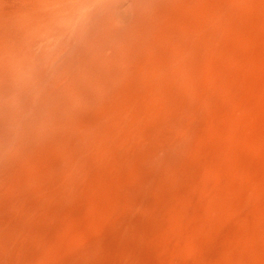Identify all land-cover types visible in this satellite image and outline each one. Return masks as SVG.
Returning a JSON list of instances; mask_svg holds the SVG:
<instances>
[{
	"label": "bare ground",
	"instance_id": "6f19581e",
	"mask_svg": "<svg viewBox=\"0 0 264 264\" xmlns=\"http://www.w3.org/2000/svg\"><path fill=\"white\" fill-rule=\"evenodd\" d=\"M0 264H264V0H0Z\"/></svg>",
	"mask_w": 264,
	"mask_h": 264
}]
</instances>
